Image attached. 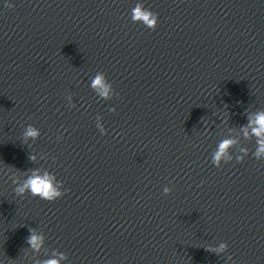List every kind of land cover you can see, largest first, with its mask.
I'll use <instances>...</instances> for the list:
<instances>
[{"label": "clouds", "instance_id": "1", "mask_svg": "<svg viewBox=\"0 0 264 264\" xmlns=\"http://www.w3.org/2000/svg\"><path fill=\"white\" fill-rule=\"evenodd\" d=\"M8 7H11V5H8ZM132 19L133 21H143L150 29L155 30L157 23H158V16L156 13L151 12L150 10L146 9L143 5H137L132 10ZM103 77L97 76L96 79L93 82V86H102ZM105 95H107V91L105 92ZM256 123L260 125L259 128L254 129V134L257 136H260L261 133H264V113H261L257 117ZM26 136L36 138L39 133L36 129L29 126L26 133ZM234 142L232 140H224L219 145V150L216 152L214 157V162L219 164V160L221 156H223L226 152V150L233 144ZM261 147L260 149L255 153V156L257 159H259L260 153L264 152V140L259 141ZM30 159H34L33 157H30ZM242 161V158H238V162ZM54 178L49 176V174H45L44 176H40L39 174H34L30 176L23 186H20L15 189L16 193L18 194H24L25 191L31 193L32 196H38L43 200L47 201H54L57 198H60L64 195V193H61L58 191V189L55 187V185L52 183V180ZM167 193V189L165 190ZM28 243L34 247L38 248L40 243V238L36 235H31L28 238ZM61 258L63 259V255H61ZM45 264H58L57 260H48L45 262Z\"/></svg>", "mask_w": 264, "mask_h": 264}]
</instances>
